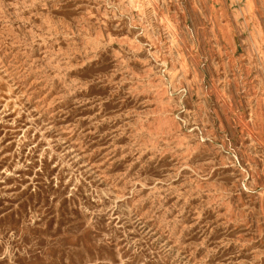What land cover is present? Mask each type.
Here are the masks:
<instances>
[{"label":"rangeland","instance_id":"1","mask_svg":"<svg viewBox=\"0 0 264 264\" xmlns=\"http://www.w3.org/2000/svg\"><path fill=\"white\" fill-rule=\"evenodd\" d=\"M0 264H264V0H0Z\"/></svg>","mask_w":264,"mask_h":264},{"label":"bare ground","instance_id":"2","mask_svg":"<svg viewBox=\"0 0 264 264\" xmlns=\"http://www.w3.org/2000/svg\"><path fill=\"white\" fill-rule=\"evenodd\" d=\"M224 96V95H223ZM223 100V99H222Z\"/></svg>","mask_w":264,"mask_h":264}]
</instances>
